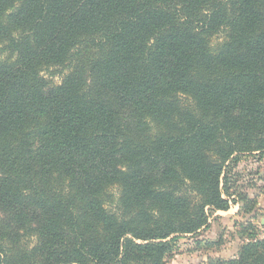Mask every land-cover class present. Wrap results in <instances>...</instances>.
<instances>
[{
  "label": "trees",
  "instance_id": "16d2710c",
  "mask_svg": "<svg viewBox=\"0 0 264 264\" xmlns=\"http://www.w3.org/2000/svg\"><path fill=\"white\" fill-rule=\"evenodd\" d=\"M4 49L0 264H162L264 160V0H0ZM237 201V253L208 264H264Z\"/></svg>",
  "mask_w": 264,
  "mask_h": 264
},
{
  "label": "rangeland",
  "instance_id": "374dc122",
  "mask_svg": "<svg viewBox=\"0 0 264 264\" xmlns=\"http://www.w3.org/2000/svg\"><path fill=\"white\" fill-rule=\"evenodd\" d=\"M8 53L9 51L7 49H4L3 51L0 50V60L4 59ZM69 69V65H59L44 68L41 71V74L46 81L45 88H51L55 85L60 84L63 81V78L70 72ZM253 160L254 158L252 155H246L242 157V162L239 165L242 169L239 170V175L234 174L237 173L235 169L230 172L231 174L229 176V183H233V181H235L233 184L234 186L231 190L234 192V199L236 200L238 191L254 193L258 191V188H261L262 185H264L263 180H259V178L257 179L256 177H253V175H256L253 172L257 167V163L253 162ZM231 166L232 165H230L229 169H231ZM258 167L260 170L264 169V161L261 162ZM108 190L112 193L113 196L111 200L112 204H109L111 205L110 207H112L115 206L117 202L119 189L118 186L115 185L110 187ZM205 211L208 217L209 225L206 226V228H202L199 232L179 235L173 242L175 247V253L173 257L164 258L162 264H197L192 260V262H189L188 258L197 259L198 264H208L213 259L228 258L231 256L230 250L234 247V243L237 241L235 240V238H233L232 235L233 233L235 234L236 230L238 231V222L240 221L238 219H235L233 216H229L230 214H225L223 217L221 216V219L219 215H215L216 210L209 206L205 207ZM242 216V213H240L237 218H240ZM260 216H263V214H260ZM259 219L260 218L258 213L256 219H254L257 228H259L260 226V223L258 222ZM233 222L235 223L233 224ZM224 226L226 228H223ZM228 227L230 229H227ZM248 238L245 241H247ZM249 240L255 241L254 237H251ZM136 241L140 242V240ZM33 243L34 240H30L29 244Z\"/></svg>",
  "mask_w": 264,
  "mask_h": 264
},
{
  "label": "crops",
  "instance_id": "0c3cea01",
  "mask_svg": "<svg viewBox=\"0 0 264 264\" xmlns=\"http://www.w3.org/2000/svg\"><path fill=\"white\" fill-rule=\"evenodd\" d=\"M263 161L264 160H262L259 163H257V168L254 169V172H253L256 175H253V177H256L257 179L259 178V180H263V183H264V169L260 170L259 167H258L259 164H261V162H263ZM252 180H254V179H252ZM249 194L252 195V196H255V200H256V203H255V212L256 213H255V215L258 216V213H259V218L260 219H259L258 222H260V224L264 225V185H262L261 188H258L257 192H254V193L252 192V193H249ZM240 209H241V204H240L239 201L236 200L235 202L233 201V202L229 203V208L228 209H226V210H216L215 215L216 214L219 215L220 218L222 219V217L225 214H230L229 216H233L235 219H238L240 221L241 217L237 218V216L241 213ZM260 214H263V216H260ZM212 220H214V219H212ZM223 228H226V227L224 226ZM227 229H230V228L228 227ZM231 232H233V231H231ZM232 236H233V238H235V240L237 239V230L235 231V234L233 233ZM222 238H223V236H222ZM233 242H235V241H233ZM238 245H239V242L237 240L234 243V247L231 248V250H230L231 256H235L236 255L237 250H238Z\"/></svg>",
  "mask_w": 264,
  "mask_h": 264
},
{
  "label": "built area",
  "instance_id": "2783aa9c",
  "mask_svg": "<svg viewBox=\"0 0 264 264\" xmlns=\"http://www.w3.org/2000/svg\"><path fill=\"white\" fill-rule=\"evenodd\" d=\"M264 239V229L262 227L259 226L258 232L256 234V236L254 237V240H262Z\"/></svg>",
  "mask_w": 264,
  "mask_h": 264
}]
</instances>
